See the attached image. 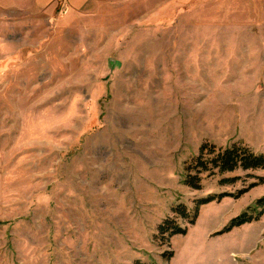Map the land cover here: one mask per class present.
Masks as SVG:
<instances>
[{
    "label": "rangeland",
    "instance_id": "374dc122",
    "mask_svg": "<svg viewBox=\"0 0 264 264\" xmlns=\"http://www.w3.org/2000/svg\"><path fill=\"white\" fill-rule=\"evenodd\" d=\"M55 3L0 21V264H264V168L186 186L197 143H167L178 121L162 101L235 73L223 54L241 41L227 35L264 37V0ZM213 50L217 75L198 63ZM225 108L222 132L264 155V120L255 111L246 129L250 106ZM166 217L186 232L161 241Z\"/></svg>",
    "mask_w": 264,
    "mask_h": 264
},
{
    "label": "crops",
    "instance_id": "0c3cea01",
    "mask_svg": "<svg viewBox=\"0 0 264 264\" xmlns=\"http://www.w3.org/2000/svg\"><path fill=\"white\" fill-rule=\"evenodd\" d=\"M55 2L56 0H0V21L4 16L18 15V12L26 9L35 11L38 16V13L42 14L53 5L56 6ZM240 33L237 38L234 35H227L226 40L241 41V47L226 49V52H223V55L230 57V64L234 66L231 68L235 70V73L226 74L227 79L215 81V83L212 80L209 84L208 82L202 84L197 79L187 80L178 88L162 93L163 103L167 104V109L171 108L173 119L178 121L177 131L169 132L167 128L164 135L165 138H170L169 142L166 141L167 143L178 146L196 142L197 148L205 140L217 145L235 143L238 140L233 135L226 136V132H222V128L228 126L229 118L233 116V109L231 112L228 109L229 117L222 115V110H226V105L250 106V111L243 113V116L247 117L246 122L243 123L246 129L250 127L248 119L255 111L258 119L264 120V37L259 34ZM177 53V57L183 58L186 55L199 58L202 56L195 52V49L194 51L177 50ZM213 53L217 51H208L203 55L205 59H198V63L213 66L215 75L216 68L222 63L215 58ZM254 102L257 104L256 109L251 108ZM169 104H174V106L170 107ZM203 105H206L204 109H202ZM206 121L209 122L207 125H205ZM201 127L204 128L202 132ZM201 136L203 138L200 140ZM195 137L199 138L198 141H194Z\"/></svg>",
    "mask_w": 264,
    "mask_h": 264
},
{
    "label": "trees",
    "instance_id": "16d2710c",
    "mask_svg": "<svg viewBox=\"0 0 264 264\" xmlns=\"http://www.w3.org/2000/svg\"><path fill=\"white\" fill-rule=\"evenodd\" d=\"M186 164L183 183L190 188L199 189L201 187L202 173L214 174L215 171L219 173L231 172L237 168L243 170L264 168V155L256 154L248 147L238 143L221 147L205 140L200 144L198 154ZM208 200L210 199H203L200 203H205ZM256 205L264 208V198L258 199ZM171 211L173 214L180 215L184 219L189 217L186 206L182 203L172 207ZM193 220L191 219L190 222ZM249 220L250 217L242 213L232 218L225 229L227 230L233 226L241 225ZM185 232L186 228L179 226L173 217H166L158 225V235L161 237V241L165 239V235L171 236L174 234H184ZM135 264L144 263L136 262Z\"/></svg>",
    "mask_w": 264,
    "mask_h": 264
}]
</instances>
